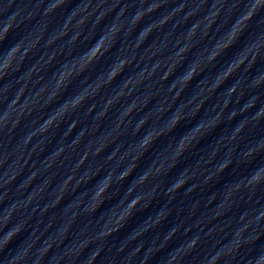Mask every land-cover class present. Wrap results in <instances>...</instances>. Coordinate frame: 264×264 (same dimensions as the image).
<instances>
[{"label":"clouds","instance_id":"1","mask_svg":"<svg viewBox=\"0 0 264 264\" xmlns=\"http://www.w3.org/2000/svg\"><path fill=\"white\" fill-rule=\"evenodd\" d=\"M15 2L16 0H0V80H3L12 71H19L20 66L28 57L29 52L36 47L41 39L40 36H37L36 39L29 41L31 32L20 34L22 26L26 21L32 20L36 12L28 11L26 15L22 16V10L13 8ZM143 2L144 0H142V3ZM66 3L67 0H49L48 3H45V0H36V9H39L40 5L43 4L44 8L41 15L49 17L56 13L57 10L63 8ZM216 4H230V7L225 13V19L217 25L221 31H219L215 37H209V39H214L215 42L212 43L211 48L207 50L206 59L189 60L188 54L192 51L194 45L185 44L175 53V62L167 68L161 77V80H167L178 67H183L181 74L169 85V91L176 89L178 83L180 85L179 91L176 92L173 99L179 97L180 93L201 74L203 71L201 67L202 63L220 68V65L216 64V62L220 61L228 53H231V57L226 61V66L222 68V71L217 72V75L213 78L208 88V92L211 94L220 88L221 85L241 69V67H244L246 73L251 72L257 61L262 59L261 48L264 47V44H262L261 41H264V0H214V5ZM160 6L159 4L153 3L150 4L147 9L138 10L131 18V26L127 29L126 35H131L132 30L140 24L143 18L146 15L156 12ZM222 11H224L222 7L216 8L206 17L208 22L204 28L205 37H208L209 29H211L214 24H217V19L220 17ZM120 15L122 16L123 12ZM72 18H74V15L70 13L69 18L66 19L63 25V30L60 32L61 36L67 34L68 24L71 23ZM169 18L170 17L166 16L158 22L154 21L141 28L134 46L139 48L140 45L148 39L151 33L157 27H162L166 24ZM86 19L87 17L79 20L77 27L82 28ZM101 19H103V16L99 17L96 23L98 24ZM199 28V22L189 27L187 29V38L191 39L194 37ZM121 30V25L113 24L108 26L106 32L102 31L101 34L90 43L89 37H85V43H87L88 46L84 48L78 56L74 57L73 61H67L60 66L55 90L47 97L44 106L48 107L52 105L62 93H64V99L56 107L52 108L49 116L36 131L26 133L21 137L20 144L26 146L37 132L47 133L54 124L58 127V121H62L63 118L69 114L70 110L75 111L83 105L86 100L96 96L102 88L113 85L117 78L122 76L125 69L133 62L134 57L125 58L118 55L116 59L107 64L103 71L97 72L94 77L86 74L112 51L115 38ZM81 35L82 31L76 32L70 38L69 44L73 46L76 45ZM249 37H253L249 43H241ZM56 38L57 37L53 36L48 43L51 44L55 42ZM10 40L12 41L11 43H9ZM177 43H179V41H177ZM164 47H166V45H164ZM153 55H155V53H153ZM54 58L55 54L49 57V62ZM160 66V62H157L153 66L151 72H147V69H145L139 73L138 78L127 77L124 79L120 85L121 90L115 97L109 98L106 101L104 110L98 114L97 118L99 119L106 115L107 108L111 106L115 100H118L119 97L125 94L123 89L128 88L129 84H132L134 90L137 85L143 82L146 72L148 76H152L155 74L156 68ZM31 71L32 69L29 70V74ZM206 82L205 80H201L198 81V84H204ZM243 82L244 78L242 77L227 89V97L230 98L240 89L236 101L239 103L244 95V90L241 88ZM262 84H264V71H260L252 76L247 87L248 89H256L261 87ZM80 85H83V87H80ZM10 87L11 85H5L3 89H0V105H3L4 102L8 100L7 93ZM24 88H26V84ZM24 88L18 90L15 97L11 101H8L7 106L3 108L2 115H0V135L7 132L10 136L20 124L21 117L24 116L25 113L31 115L32 109L29 105L39 102L34 99L26 100L23 105L17 108L20 96L23 95ZM70 88L73 89V92L71 95H68L67 90ZM43 91L44 89L41 88L36 93V96H39ZM258 101H260L259 94L251 95L239 110L234 109L229 113L227 120L231 122L235 120L237 115L255 108ZM229 102V99L224 101V108L228 107ZM188 103H191V100H189ZM202 104L203 101H201V104L196 105L188 116L195 117ZM136 106V102L134 101L123 112V116H129L135 110ZM184 107H187V105H184ZM91 110V108L88 109L89 112H91ZM167 111L168 109L161 106L156 109V115L160 117ZM222 112L223 109H221V113ZM14 113L16 115L13 119ZM186 119L187 117L183 115V108L173 112L172 115L167 118L166 123L159 128L149 124V117H142L133 128V135L138 136L139 139L132 145V149L135 150L138 146L139 152L132 157L130 163L125 166L119 174L116 173L115 169H111L106 175L100 176L99 170H97L89 172L86 176L82 175L80 180L77 181L76 187H79L81 183L91 182V189L86 190L82 194V197L86 196L91 200L90 205L83 206V213L88 216H93L99 212V215L96 216L97 222L106 215L109 217L95 236H85V239L80 241L78 245L69 249V252L76 258H79L85 252H88L93 244H96V247L91 248V251L88 252V255L83 259L81 264H95L96 260L101 256V253L105 251L107 239L121 231L127 225L128 221L133 219L136 215L148 211L151 206V201L157 197V189L160 185L157 184L148 192L141 191L133 196V193L136 192L139 186L144 185L149 181L150 177L153 176H170L177 167H179L178 162L188 149L191 141L195 140L196 143L199 144L203 135H206L212 129L219 127L223 123L221 114L218 113L207 125L197 121L190 127H185L177 136V129L180 127L182 121ZM262 120H264V105H262L251 117H245L237 123L232 132L224 138L231 147L227 149L225 158L215 166V172L206 177L204 183H208L213 177L226 172H230L235 176L238 172H241V170L243 171L239 178L229 182L230 188L227 197L218 205L219 211L215 212L213 219L224 215L226 211H231L234 205L239 207L241 201L251 203L255 198L256 203H260L257 193L264 194V135L249 142L248 146L239 152L238 142L244 138L243 134L249 125L253 128H257L260 126ZM9 123H11V127H9ZM122 123L123 120H121V124ZM146 125L147 128L145 127ZM75 127L76 121H73L68 131L70 132ZM119 127L120 124L117 125V128ZM141 133L143 134L141 135ZM84 134L82 130L79 136L82 138ZM197 134L201 135L197 136ZM166 136L168 139L160 152L157 153V157L163 155L165 151L172 148L173 144L176 145L175 151H173L170 156H165L164 161L160 163L159 166H155V161H153L152 167L142 171L139 176L134 177L124 191V195L120 196L119 199H116V197L119 196V189H116L111 196L106 197V193H109V190L112 188L113 177H115V183L117 185L122 184V182L131 177L140 166L142 158ZM223 142L224 141H221V143ZM106 143L105 141L101 147L97 148L93 155H99L106 146ZM76 144H79V140L73 142V145ZM34 150L35 148H33V151ZM63 151V147L56 149L54 158L60 156ZM116 151H119V148L114 150L107 159H113ZM127 154L128 153H126V155ZM218 154L219 148L213 151L212 156L215 157ZM86 158L87 153L77 162L75 167L79 168ZM124 158V156L121 157V163ZM9 159V153H0V168H4V166L8 164ZM169 159L171 163H168ZM197 163H199V161H197ZM18 166L22 170V166L19 164V158L13 160L11 163V174H9V170L7 169L4 171L3 183H0V189H4L3 195H0V264H27L29 253L39 241V237H35V232H32L29 234V237L21 239L15 249L12 247L14 241H16L18 237H21L27 223L24 220H16L14 222L13 217L20 212L22 208H25L27 204L31 203L32 198L35 196V193H33L25 201H13L10 204H6L9 192L7 186L19 175V171H16ZM117 167H119V165H117ZM34 176L35 174H32L31 178H34ZM194 176L195 173L190 174L187 166L180 168V171L176 173L175 179H173L170 185L164 190V195L168 197V203L176 199L175 194L184 188L188 181L193 179ZM71 179L72 177H69L64 181L63 187L61 188V196H63L64 192L67 190V185ZM22 187H26V185L22 183L17 187V190H21ZM196 187L197 185L195 184L191 185L186 189L184 195H190ZM129 197L132 198L128 200ZM215 197V192L210 193V198L207 203L212 204L215 201ZM234 197L235 199H233ZM126 200H128V202L125 204ZM112 201L115 202L113 203ZM57 203H59V200H57ZM79 203L82 204L83 200ZM106 203L108 206L104 207ZM197 206L198 202L193 204L192 211H194ZM101 208H103V211H100ZM117 209H121L119 214L116 212ZM262 209H264V205L261 206V209H246L241 213L239 220H247V223L236 228L231 238L226 239V242L222 243L218 240L213 243L209 249L203 251H200V249L206 241L202 239L200 233L204 230L200 228L202 221H197L193 227L198 228L199 231L189 236V233L192 232V227L185 228L182 235L188 237V239L171 249L167 255L162 258V264H264V223H262V221H264V210ZM250 214L252 216L251 219H249ZM77 215L78 213H73L72 220L68 225L64 226L63 231H60V243L63 242L71 223L76 219ZM169 215H171V211L167 209L165 205L162 210L156 213L153 223L149 224L147 227L134 228L126 239H136L143 235L145 231L150 230V228L158 227ZM148 219H151V217H148ZM91 224L92 221L90 220L88 225L81 230V235L87 233ZM225 227H227V225ZM224 230V228H220L221 232ZM215 231L216 228L208 230L204 233V237H212ZM178 232H180V225H174L170 228L164 234L163 241L160 245H155L153 243V246L150 247L148 254L141 264H147L148 259H150L153 254L163 250ZM33 237L35 238L33 239ZM97 241H101V243H97ZM56 242V240L50 239L46 244H42L41 249L38 250V254L32 258L31 264H41L44 257L52 251L53 244ZM217 245H219V247ZM123 246L124 245H121V247L117 249V252L123 251ZM138 251L139 247L129 254L126 258V264H130L132 257ZM67 255L68 252L55 255V264H63L65 256ZM52 260L53 258L49 257V264H52Z\"/></svg>","mask_w":264,"mask_h":264}]
</instances>
